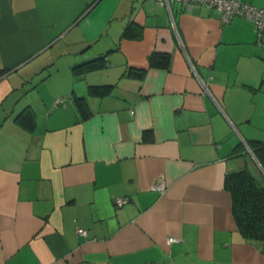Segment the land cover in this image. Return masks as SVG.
<instances>
[{
    "label": "crops",
    "instance_id": "obj_1",
    "mask_svg": "<svg viewBox=\"0 0 264 264\" xmlns=\"http://www.w3.org/2000/svg\"><path fill=\"white\" fill-rule=\"evenodd\" d=\"M254 140L264 39L248 19L180 0H0V264H264L224 187L241 169L264 180Z\"/></svg>",
    "mask_w": 264,
    "mask_h": 264
},
{
    "label": "trees",
    "instance_id": "obj_2",
    "mask_svg": "<svg viewBox=\"0 0 264 264\" xmlns=\"http://www.w3.org/2000/svg\"><path fill=\"white\" fill-rule=\"evenodd\" d=\"M155 55L150 56V65H154ZM161 66L166 67L168 56H160ZM90 67L91 63H84ZM81 67V65H80ZM84 67H81L84 70ZM79 66L73 67L77 74L81 71ZM89 92L95 95H104L106 88L90 86ZM79 110L85 114V106L81 98H74ZM31 115L26 116L29 123ZM259 163L264 167V142L252 141L249 143ZM224 187L230 193L231 212L240 235L249 242L258 243L264 250V180L258 178L247 169L228 172L224 177Z\"/></svg>",
    "mask_w": 264,
    "mask_h": 264
},
{
    "label": "built area",
    "instance_id": "obj_3",
    "mask_svg": "<svg viewBox=\"0 0 264 264\" xmlns=\"http://www.w3.org/2000/svg\"><path fill=\"white\" fill-rule=\"evenodd\" d=\"M167 1L170 0H159ZM182 4L192 6L193 4H202L208 7L217 8L221 13V20L223 22L229 21L234 16H242L251 21L257 31V36L260 39H264V6H256L250 2L244 0H180ZM59 100H56L58 103ZM132 112V110H131ZM159 191H163L165 184L161 178H158L153 185ZM128 198L119 196L115 199L116 205H122L127 202ZM78 234L86 235V230L83 228L77 229ZM180 237L169 236L168 242H174L180 240Z\"/></svg>",
    "mask_w": 264,
    "mask_h": 264
}]
</instances>
